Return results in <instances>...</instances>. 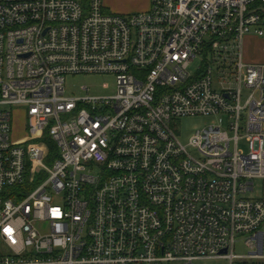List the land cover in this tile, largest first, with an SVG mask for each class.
Returning a JSON list of instances; mask_svg holds the SVG:
<instances>
[{
	"label": "built area",
	"instance_id": "2783aa9c",
	"mask_svg": "<svg viewBox=\"0 0 264 264\" xmlns=\"http://www.w3.org/2000/svg\"><path fill=\"white\" fill-rule=\"evenodd\" d=\"M148 6L0 0V264L264 260V64L243 62L264 0ZM86 74L115 93L67 97ZM193 117L211 122L184 145Z\"/></svg>",
	"mask_w": 264,
	"mask_h": 264
},
{
	"label": "rangeland",
	"instance_id": "374dc122",
	"mask_svg": "<svg viewBox=\"0 0 264 264\" xmlns=\"http://www.w3.org/2000/svg\"><path fill=\"white\" fill-rule=\"evenodd\" d=\"M105 1V0H104ZM111 4L110 7L113 12L123 15L129 13L144 12L148 8L149 0H108L105 4ZM113 4V5H112ZM244 56L243 62L245 64L257 63L264 64V38H259L254 34L246 35L243 40ZM198 60H196V63ZM66 96H82L85 93L83 89L88 88L90 96L102 97L111 96L115 93L116 82L113 75L110 74H86V75H71L65 79ZM23 107H20L22 109ZM13 122V138L15 140L26 137L25 130V116L17 113L14 115ZM211 122V119L202 117H193L180 119L176 123V132L179 135V140L184 144H188L189 138L198 129L206 127ZM245 148V147H241ZM257 184L260 186V182ZM244 236H238L234 247V254L237 256H245L251 252V249L244 243ZM247 261L248 264H264V260H236L233 264H240ZM250 262V263H249ZM177 264V263H170ZM194 264H231L230 261L222 259L212 260H197Z\"/></svg>",
	"mask_w": 264,
	"mask_h": 264
},
{
	"label": "trees",
	"instance_id": "16d2710c",
	"mask_svg": "<svg viewBox=\"0 0 264 264\" xmlns=\"http://www.w3.org/2000/svg\"><path fill=\"white\" fill-rule=\"evenodd\" d=\"M39 141L44 142L48 146V149H49L48 160L54 161V159L58 157V150H57L56 144H54V142L50 139V137H48L46 135L43 137L42 140H39ZM240 264H248V262L245 261V262H242Z\"/></svg>",
	"mask_w": 264,
	"mask_h": 264
},
{
	"label": "crops",
	"instance_id": "0c3cea01",
	"mask_svg": "<svg viewBox=\"0 0 264 264\" xmlns=\"http://www.w3.org/2000/svg\"><path fill=\"white\" fill-rule=\"evenodd\" d=\"M106 2L108 1V0H105ZM105 1H104V7L106 8V10L109 12V13H112V14H114V13H116V12H113L111 9V7H110V5L111 4H105ZM113 5V4H112ZM149 7V6H148ZM118 14V13H117Z\"/></svg>",
	"mask_w": 264,
	"mask_h": 264
},
{
	"label": "water",
	"instance_id": "95a60500",
	"mask_svg": "<svg viewBox=\"0 0 264 264\" xmlns=\"http://www.w3.org/2000/svg\"><path fill=\"white\" fill-rule=\"evenodd\" d=\"M223 254H226V252H223Z\"/></svg>",
	"mask_w": 264,
	"mask_h": 264
}]
</instances>
